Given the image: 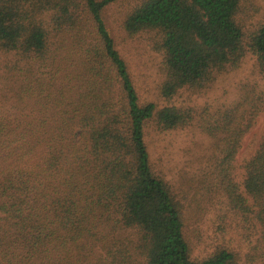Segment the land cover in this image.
Segmentation results:
<instances>
[{"label":"trees","instance_id":"trees-1","mask_svg":"<svg viewBox=\"0 0 264 264\" xmlns=\"http://www.w3.org/2000/svg\"><path fill=\"white\" fill-rule=\"evenodd\" d=\"M119 0H0V264H246L227 246L194 258L183 209L153 170L146 129L184 126L192 111L142 101L104 20ZM243 0H135L123 22L153 31L161 95L201 90L252 55L264 72V17ZM47 15L61 39L53 40ZM217 112L216 138L233 208L257 231L264 264V134L229 176L264 97Z\"/></svg>","mask_w":264,"mask_h":264},{"label":"rangeland","instance_id":"rangeland-1","mask_svg":"<svg viewBox=\"0 0 264 264\" xmlns=\"http://www.w3.org/2000/svg\"><path fill=\"white\" fill-rule=\"evenodd\" d=\"M135 0H119L103 13L116 46L127 61L142 101L158 106L175 105L192 111V119L184 126L161 130L153 125L146 129L145 142L155 173L169 184L183 209L185 234L194 258H202L217 247L227 246L236 251L242 262L249 264L248 252L257 239L242 213L232 207L225 186L227 175L220 165V149L216 138L205 125L212 124L217 112L236 102L259 95L264 97V72L252 55L243 58L236 68H227L201 90L184 89L167 99L161 95L164 79L163 56L157 49L158 36L144 31L133 36L123 27L126 15ZM241 17L247 27L264 17V0H243ZM53 40L61 38L47 15ZM264 134V110L255 117L243 136L230 167L229 176L244 192L245 165L258 149ZM252 264H261L260 259Z\"/></svg>","mask_w":264,"mask_h":264}]
</instances>
